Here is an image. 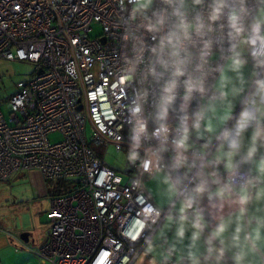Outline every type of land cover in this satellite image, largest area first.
Instances as JSON below:
<instances>
[{
	"label": "built area",
	"instance_id": "1",
	"mask_svg": "<svg viewBox=\"0 0 264 264\" xmlns=\"http://www.w3.org/2000/svg\"><path fill=\"white\" fill-rule=\"evenodd\" d=\"M262 1L246 0V24L256 16ZM210 3L205 0L196 6L188 0V18L197 14L206 18ZM138 8V0H0V60L35 66L34 75L18 83V92L8 102L9 122L0 109V183L21 172L37 171L45 181L61 182L66 189L65 195L51 200L49 228L38 249L0 225V234L19 244L17 253L31 251L43 264H133L162 222L177 214L172 207L154 205L145 179L166 173L171 181L192 186L195 171L173 166L179 125L167 122L169 134L163 143L155 136L159 126L150 125L159 90L150 75L155 60L152 49L164 33L151 32L148 25L164 9L169 27L175 18L162 0H154L139 12ZM222 23L223 31L217 24L211 36L206 92L193 98L201 100L196 113L213 97L218 98L215 83L232 54L226 21ZM95 26L101 33L94 37ZM203 39L194 36L189 46L196 64ZM144 92L149 93L146 102L141 100ZM138 103L143 109L136 115ZM141 120L147 122V129L139 133L137 146ZM55 133L62 139L53 144L49 136ZM94 145H113L126 153L125 177L104 164ZM199 150L193 146V152ZM133 152L138 157L135 160L131 159ZM193 152L186 154L189 162ZM219 171L227 182L223 165ZM241 172L238 182L250 174ZM166 264L188 263L169 256Z\"/></svg>",
	"mask_w": 264,
	"mask_h": 264
},
{
	"label": "clouds",
	"instance_id": "2",
	"mask_svg": "<svg viewBox=\"0 0 264 264\" xmlns=\"http://www.w3.org/2000/svg\"><path fill=\"white\" fill-rule=\"evenodd\" d=\"M162 2L172 9L170 15L175 18V23L169 27V14L164 9L155 23L148 25L149 31L164 33L158 47L152 49L155 60L150 68V75L159 85L155 104L159 127L155 136L162 143L167 141L170 111L175 110L178 100L182 101L180 111L183 116L174 140L177 156L173 166H186L195 171L191 187H184L179 180L169 181L170 191L179 198V204L177 214L169 216L168 223L175 226L181 240L190 233V243L182 257L189 264H202V261L203 264H221L228 253H231L234 264H246L250 253L264 247V211L253 207L264 204V152H261L264 149V79L255 80V91L242 101L244 106L239 115H234L233 105L229 103L222 115H216L214 120L207 118V113L216 112L214 101L226 100L229 96V92L224 90L229 81L223 73L220 96L213 97V102L194 117L189 115V107L195 94L206 92L205 65L213 47L211 36L216 31L215 25L219 24L223 31L225 25L222 22L226 21L232 45V54L228 57L231 70L239 71L247 64L238 51L241 46H248L256 66L264 68V10L246 24V0H238L236 4L233 0H211L206 18L197 14L190 20L186 11L188 0ZM138 3L140 8L137 12L148 9L154 0H138ZM192 3L199 6L205 0H192ZM194 36L202 39L209 37L203 39L199 64L195 63L196 57L189 48L194 43ZM232 94L238 98L244 94V88L233 89ZM148 97L149 93L144 92L141 100L146 102ZM142 109L143 105L138 103L134 114L139 115ZM146 129L147 122L141 120L137 146L139 133L146 132ZM193 131L199 136L210 134L208 142L195 152L191 142ZM189 152H193L191 162L186 155ZM137 158L133 152L131 159ZM245 162L255 164V174L244 175L243 181L238 182L237 178L242 176L240 165ZM221 165L228 175L227 182L221 177ZM209 168L213 171L209 172ZM213 185L216 187L213 188ZM205 198L208 208L203 206ZM226 208L232 209L227 215ZM206 213L212 216L214 223L208 222Z\"/></svg>",
	"mask_w": 264,
	"mask_h": 264
},
{
	"label": "crops",
	"instance_id": "3",
	"mask_svg": "<svg viewBox=\"0 0 264 264\" xmlns=\"http://www.w3.org/2000/svg\"><path fill=\"white\" fill-rule=\"evenodd\" d=\"M261 10H264V0L262 1L261 6L259 7L256 15ZM238 51L241 52V56L243 59L247 61L245 67L240 69L239 71H233L228 67L229 61L226 63L222 72L215 83V90L218 93V97L220 96L221 88H220V80L222 73L225 74L228 78V87L224 89L229 92V96L226 100L216 99L214 101L216 112L207 113L208 119H213L216 115H222L226 110L227 105L231 103L233 105L234 115H239V111L243 108V100L248 99L252 96L255 91L254 83L257 79H264V68H259L256 66V60L253 58L251 54V49L248 46H242L238 48ZM244 88V94L240 97H234L232 94L233 89ZM213 102V101H211ZM209 104L205 107L207 108ZM207 123V120L205 121ZM210 134L205 133L204 136H199L198 134L193 133L191 142L193 146H199L201 149L205 143H207V137ZM261 152H264V149H261ZM259 157L257 158L258 161ZM246 171V170H245ZM249 173L255 174V164L250 162L249 165ZM26 178L28 177L34 189L38 193L39 197L47 196L45 193L46 184L48 181H45L43 176L37 171L31 172H21L12 177L11 180L16 178ZM10 180V181H11ZM146 182L149 185L146 186L145 189L149 196L151 197L152 202L159 209H168L172 207V213H177V205L179 204V200H176L177 197H174L172 192L170 191L169 181H171L170 177L166 173H158L153 178H146ZM213 188L216 186L213 185ZM48 194V191H47ZM206 199V198H205ZM51 204V200H50ZM50 204L47 212L50 209ZM253 207H259L262 211H264V204L261 205H253ZM232 209L226 208L225 215H227ZM173 216V215H170ZM169 216L162 222L158 230L153 236V239L149 243V245L144 249L136 258L133 264H166V260L169 256L175 257L179 261H185L189 264L186 259H182V257L186 254L187 245L190 243L189 236L190 233L186 234L185 239L181 240L178 238L176 234V229L174 225H170L168 223ZM46 238V237H45ZM41 240L39 243L34 246L32 249L36 250L40 247L44 241ZM26 243V242H25ZM13 242H11L10 238L5 235H0V264H11L9 261V257L12 255V246ZM30 246V241L26 243ZM32 244L35 245V241H32ZM27 251L32 255L31 264H43L41 263L36 255L28 250H23L21 252ZM21 252L15 253L20 254ZM26 253V252H25ZM203 264V261H202ZM214 264V262H213ZM221 264H234L232 260L231 253L226 254L225 259L221 262ZM246 264H264V247L258 248L255 252L250 253Z\"/></svg>",
	"mask_w": 264,
	"mask_h": 264
},
{
	"label": "rangeland",
	"instance_id": "4",
	"mask_svg": "<svg viewBox=\"0 0 264 264\" xmlns=\"http://www.w3.org/2000/svg\"><path fill=\"white\" fill-rule=\"evenodd\" d=\"M192 2V0H189ZM101 28L95 26L92 36H98ZM35 73V66L20 61L0 60V109L6 120H10L8 102L10 98L18 92L17 85L27 81ZM89 138L92 128L89 124L87 130ZM51 143H58L62 137L60 134L49 136ZM95 153L100 157L104 164L116 171L122 177L128 171L127 155L125 152H118L113 145L109 147L93 146ZM146 182V181H145ZM46 184L45 193L47 196L39 197L28 177L16 178L8 182L0 183V225L6 230L20 237L23 233H30V248L36 246L39 241L46 237L49 220L47 210L50 200L54 198L56 190H64L61 182L50 181ZM149 185L146 182V186ZM178 207V205H177ZM2 235V234H0ZM35 241V245L32 244ZM16 246H11L12 255L9 257L11 264H31L32 255L27 251L20 254L15 253Z\"/></svg>",
	"mask_w": 264,
	"mask_h": 264
},
{
	"label": "water",
	"instance_id": "5",
	"mask_svg": "<svg viewBox=\"0 0 264 264\" xmlns=\"http://www.w3.org/2000/svg\"><path fill=\"white\" fill-rule=\"evenodd\" d=\"M40 73H41V71L39 72V74H40ZM180 103H182V101H179V100H178V101H177V104H176V106H175V110L170 111V115H169V119H168V121L171 120V121L177 123L178 125H179V122H180L181 117L183 116V113L180 111ZM191 106H192V110H191V112H190L189 115L192 116V117H194L196 111L201 107V100H199V99H197V100H193ZM80 110H81V109L79 108V111H80ZM155 117H156V113H155L154 116L150 119V125H151V127H153V128H156V127L159 126V124L157 123ZM168 121H167V122H168ZM249 165H250V162H245V163H243V164L240 165V168H241V170H246V171H248V170H249ZM203 206H204L205 208H208V201H207V199L204 200V202H203ZM206 218H207V220H208L209 223H214V222H215V221L212 219V216L209 215L208 213H206ZM20 237H21V239H22L24 242L28 243V242L30 241V239H31V234H30V233H23Z\"/></svg>",
	"mask_w": 264,
	"mask_h": 264
},
{
	"label": "trees",
	"instance_id": "6",
	"mask_svg": "<svg viewBox=\"0 0 264 264\" xmlns=\"http://www.w3.org/2000/svg\"><path fill=\"white\" fill-rule=\"evenodd\" d=\"M66 194V189L64 190H56L54 193V197H60Z\"/></svg>",
	"mask_w": 264,
	"mask_h": 264
}]
</instances>
